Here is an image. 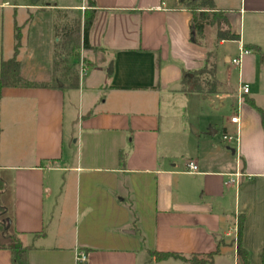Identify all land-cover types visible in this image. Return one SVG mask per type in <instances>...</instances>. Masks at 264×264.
<instances>
[{"label": "crops", "instance_id": "1", "mask_svg": "<svg viewBox=\"0 0 264 264\" xmlns=\"http://www.w3.org/2000/svg\"><path fill=\"white\" fill-rule=\"evenodd\" d=\"M185 2L0 0V60L14 54L13 48L3 58L8 13L15 16V37L19 32L20 75L42 84L3 87L0 94V205L28 247V264H190L151 260L150 251L188 256L216 249L210 264H240V219L248 261L264 264V129L257 110L264 109V94L259 85L251 90L258 61L251 59L248 75L246 59L229 95L214 92L220 105L232 96L230 118L238 116L228 122L235 133L231 153L212 136L215 130L172 127L160 115V97L182 92V74L201 68L212 47L190 40ZM213 4L239 35L217 45L264 52V0ZM82 5L93 10L91 48H80L87 71L67 86L53 73V11L83 12ZM21 9L26 14L17 21ZM241 84L248 92L238 100ZM231 140L222 136L221 143ZM189 160L195 172L187 170ZM80 251L85 261L77 260ZM0 264H13L8 249L0 248Z\"/></svg>", "mask_w": 264, "mask_h": 264}, {"label": "trees", "instance_id": "2", "mask_svg": "<svg viewBox=\"0 0 264 264\" xmlns=\"http://www.w3.org/2000/svg\"><path fill=\"white\" fill-rule=\"evenodd\" d=\"M191 12L189 23L190 40L194 43L201 42L205 36V28L215 27V44L220 40H238L239 35L230 29L227 17L222 10L215 8L213 0H188L184 3ZM92 7L93 2L88 1ZM93 19V10L90 8L80 10L55 9L53 11V56L52 66L54 78L58 81L65 79L67 86H76L78 83L80 60V48L88 49V30ZM14 54L8 59L0 60V94L3 87L10 86H40L42 84L24 80L19 72V61L17 50L19 47V32L16 34ZM246 49H252L264 58V52L255 45H246ZM182 90L200 93L217 92L220 82L216 78V51L211 47L206 53L204 64L201 68L182 74ZM261 115L262 127L264 129V109H257ZM0 180V189L2 188ZM241 219L237 225V254L240 264H251L247 258L246 250L240 244ZM0 248L10 251L13 264H28L26 253L28 247L23 246L15 231L11 229L9 218L4 213V207L0 205ZM218 252L205 254H190L184 256L174 252L150 251L151 260H162L176 258L190 264H210L214 255ZM264 260V248L262 261Z\"/></svg>", "mask_w": 264, "mask_h": 264}, {"label": "rangeland", "instance_id": "3", "mask_svg": "<svg viewBox=\"0 0 264 264\" xmlns=\"http://www.w3.org/2000/svg\"><path fill=\"white\" fill-rule=\"evenodd\" d=\"M15 1V0H11ZM18 1H31V0H18ZM43 0H39L42 2ZM72 1V0H69ZM78 1V0H77ZM188 1V0H186ZM26 10H18L16 20H21L25 17ZM15 16L6 14L4 15V29H3V58H7L9 56L10 49L13 50L14 45L16 43L15 37ZM21 44H25L26 40V28L21 27ZM205 36L207 42L212 44V49L215 48L217 56L216 63V78L220 81L219 84V92H226L228 95L231 93L232 88L235 87L236 81L238 79V74L243 75V64L247 67V74H252L253 64L251 59H256L257 64V73L254 77L253 85H251V90H255L258 88L260 94H264V59H261V63L259 62L258 54L250 52V54L241 53L240 58V67L238 68L231 61H226L222 56L223 53L228 54L230 57L238 56L239 51L236 48L235 44L226 43L224 45H217L214 41L215 36V27L208 26L205 28ZM240 71V72H239ZM243 78V77H242ZM244 80V79H243ZM205 96V97H204ZM232 96L228 97L225 101H223L222 105H220L219 100L217 99V94L214 92H179L174 96H170L169 98L160 97V115H166L169 117L170 126L180 125L181 123L185 124V127L188 130L192 128H196V126L202 127L206 126L205 130H215L216 132L212 134V136L217 139V141L228 151L231 153V148H235V133L233 130V126H229V118L232 114L233 100ZM263 98V95H261ZM260 98V100H261ZM211 122L210 125H207V122ZM223 134L232 137V140L229 144L221 143V138ZM229 147V148H227Z\"/></svg>", "mask_w": 264, "mask_h": 264}, {"label": "built area", "instance_id": "4", "mask_svg": "<svg viewBox=\"0 0 264 264\" xmlns=\"http://www.w3.org/2000/svg\"><path fill=\"white\" fill-rule=\"evenodd\" d=\"M81 9H84V6H83V5L81 6ZM241 53H246V50L240 48V49H239V54H238V56H235V57H233V58L230 60V61H231L233 64H235L238 68L240 67ZM86 71H87V66H86V64H85L83 61H80V63H79V77H80V78L83 77V76L85 75ZM247 92H248V87H247V85H246V84H241V85L239 86V91H238V100H240V97H241L242 94H245V93H247ZM230 120H231V122H237V121H238V116L235 115V116L231 117ZM223 139H231V137H228V136H226V135H223ZM186 166H187V170H188L189 172H195V171L197 170V164H196V162L193 161V160H189V161L187 162ZM231 181H233V179H232ZM85 259H86V253L83 252V251L78 252V254H77V260L80 261V262H82V261H85Z\"/></svg>", "mask_w": 264, "mask_h": 264}, {"label": "water", "instance_id": "5", "mask_svg": "<svg viewBox=\"0 0 264 264\" xmlns=\"http://www.w3.org/2000/svg\"><path fill=\"white\" fill-rule=\"evenodd\" d=\"M210 132H211V133H213V132H214V130H210Z\"/></svg>", "mask_w": 264, "mask_h": 264}]
</instances>
